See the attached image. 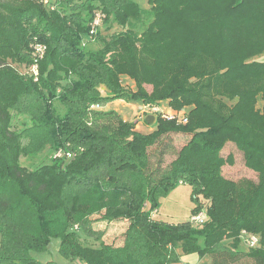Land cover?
Wrapping results in <instances>:
<instances>
[{
	"label": "trees",
	"instance_id": "trees-1",
	"mask_svg": "<svg viewBox=\"0 0 264 264\" xmlns=\"http://www.w3.org/2000/svg\"><path fill=\"white\" fill-rule=\"evenodd\" d=\"M147 3L148 10L136 0H0V181L18 187L38 225L22 241L0 224V264H44L33 254L52 238L64 257L84 264H170L178 250L209 256L211 264H264V61L254 60L264 52V0ZM98 14L103 25L113 19L123 30L103 37L92 28ZM95 39L103 47L87 49ZM36 45L46 47L43 56ZM125 76L136 90L125 89ZM120 99L167 102L188 122L158 116L155 129L142 134L117 113L97 111L112 126L85 123L92 106ZM34 101L37 126L50 128L55 148L50 163L29 170L21 165L24 133L13 122ZM57 103L66 109L62 117ZM168 134L189 141L164 166L150 149ZM228 143L258 183L223 175L235 164L232 154L222 155ZM60 150L73 158L55 157ZM182 184L193 188L192 217L204 212L206 220H156L161 198ZM84 190L94 192L93 208L104 206L106 220L129 223L131 242L120 249L82 241L73 227L92 212ZM244 232L259 238L258 247L243 244Z\"/></svg>",
	"mask_w": 264,
	"mask_h": 264
},
{
	"label": "rangeland",
	"instance_id": "rangeland-1",
	"mask_svg": "<svg viewBox=\"0 0 264 264\" xmlns=\"http://www.w3.org/2000/svg\"><path fill=\"white\" fill-rule=\"evenodd\" d=\"M136 1L143 9H149L147 0ZM136 27L138 30H140L145 27V25L143 22H139L136 23ZM98 30L103 37L110 39L113 35L118 34L123 29L118 25L117 22L111 19L107 24L104 25L101 22ZM85 45L87 46V49L92 51H97L103 47L97 39L90 43H86ZM254 60L264 61V52L255 56ZM122 84L125 89L131 91L136 90L134 81L129 77H122ZM148 89L150 90L149 87ZM101 92L102 94L107 92L105 87L102 88ZM116 101H122L121 105L118 104L116 106V108L119 110L118 112L121 115L120 117L122 119L125 118L126 120L123 119L124 121L134 124L135 130L140 131L142 134H150L155 129L153 127L155 122L150 125L147 122V118L149 116H154L156 120L158 114H141L144 106L146 105L142 103L134 104L136 108L133 110V103H129L125 99ZM37 103V101L32 103L28 113L15 115L13 122L14 129L24 133L25 149L21 158V165L29 170H34L43 164L50 163L51 158L54 156L55 148V140L53 132L50 130V128H48L45 123L42 124V127L37 126L39 121L38 118H41L40 107ZM101 107L102 106H99V108H93V106L91 107L90 110L92 112L89 113L85 121V123L90 125V127L101 128L105 125H111L110 120L98 118L93 114L97 111L100 112ZM260 107H262V101L259 102V108ZM56 110L60 117H62L66 112V109L59 103L56 104ZM161 110H164V112L170 110L167 102L161 103ZM188 141L189 138L186 135L168 134L150 149V155L153 157L154 162L162 160L164 166H168ZM229 154L234 156L235 164L233 166H226L223 169V175L226 178L236 181L241 179H249L254 183H258V174L245 166L243 153L240 152L232 143L226 144L222 151V155L225 157H227ZM101 184L106 187V190L110 189L109 187L105 186L103 179ZM109 191H112V189ZM94 195V192L90 190H84L81 193L82 201L91 206L92 212L86 216L80 217L79 221L75 223L73 229H75L78 234L82 235V241L89 245L95 247L104 245L113 248H123L128 242L133 240V237L127 235L129 223L126 220H106L104 218L106 212L104 206H95L93 208V205L98 203L93 198ZM115 197L117 196L115 195L112 198ZM194 207L195 201L193 198V188L188 184H182L177 189L173 190L169 195L161 198L160 207L153 215L158 221L178 224L191 220L192 210ZM36 218V209L19 191L18 187L11 182L0 181L1 228L6 229L10 235L13 233L21 236V240L25 241V238H27L30 233H34L38 228V225H36V222L34 221ZM53 218L55 217L53 216L52 219ZM49 219L50 218L46 219V221ZM240 249L244 252L248 251V249L242 244L240 245ZM33 257L44 264L48 262H54L55 264H84L80 259L64 257L60 251V240L54 238L50 239L44 252L35 253L33 254ZM211 261L212 260H210L209 256L201 257L199 253L184 254L182 250H178V259L170 264H211ZM242 264H250V262L247 263L245 261Z\"/></svg>",
	"mask_w": 264,
	"mask_h": 264
},
{
	"label": "built area",
	"instance_id": "built-area-1",
	"mask_svg": "<svg viewBox=\"0 0 264 264\" xmlns=\"http://www.w3.org/2000/svg\"><path fill=\"white\" fill-rule=\"evenodd\" d=\"M102 22V16L101 15H97L95 21L92 24V28L93 29H97L100 24ZM46 51V47L43 45H36L35 46V54L39 57L43 56L45 54ZM37 66L34 65L32 67V71L33 73L37 74ZM99 108V106H93V108ZM170 109V108H169ZM144 113H150L151 115H156L157 116H162L163 118L166 119H171V120H178L179 123L182 124H186L188 122V117L186 115L185 112H181V113H177L172 111L171 109L168 110L167 112H164V110H161V106H144L143 111L141 114ZM156 116V117H157ZM64 155L67 156V158L72 159L73 158V154L71 153H64L63 150H60L57 152V154L55 155V157H63ZM206 220V214L204 212L199 213L198 215L192 217V221L196 222V223H202ZM243 244L247 247V248H256L258 247L259 244V238L255 235H247L245 232L243 233V236L241 238Z\"/></svg>",
	"mask_w": 264,
	"mask_h": 264
},
{
	"label": "crops",
	"instance_id": "crops-1",
	"mask_svg": "<svg viewBox=\"0 0 264 264\" xmlns=\"http://www.w3.org/2000/svg\"><path fill=\"white\" fill-rule=\"evenodd\" d=\"M103 88V87H102ZM102 88H101V91H102ZM107 95V93H103V96H106ZM118 104H122V101H114V102H110V103H108V104H106L105 106H102L101 107V111H103V112H110V111H114V112H117V114H119L120 115V113L118 112L119 110L116 108V106L118 105ZM136 108V106L133 104V106H132V109L134 110ZM121 116V115H120ZM124 120H126L125 118H123ZM210 260H211V258H210Z\"/></svg>",
	"mask_w": 264,
	"mask_h": 264
},
{
	"label": "water",
	"instance_id": "water-1",
	"mask_svg": "<svg viewBox=\"0 0 264 264\" xmlns=\"http://www.w3.org/2000/svg\"><path fill=\"white\" fill-rule=\"evenodd\" d=\"M147 122H148V124L152 125L155 122V117L154 116H149L147 118Z\"/></svg>",
	"mask_w": 264,
	"mask_h": 264
}]
</instances>
